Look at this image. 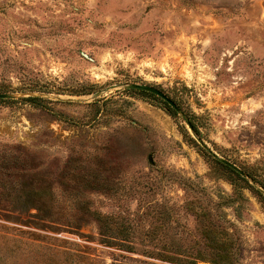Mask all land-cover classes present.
<instances>
[{"label":"rangeland","instance_id":"obj_1","mask_svg":"<svg viewBox=\"0 0 264 264\" xmlns=\"http://www.w3.org/2000/svg\"><path fill=\"white\" fill-rule=\"evenodd\" d=\"M0 93V264H264V0H0Z\"/></svg>","mask_w":264,"mask_h":264},{"label":"trees","instance_id":"obj_2","mask_svg":"<svg viewBox=\"0 0 264 264\" xmlns=\"http://www.w3.org/2000/svg\"><path fill=\"white\" fill-rule=\"evenodd\" d=\"M29 100L32 98H28ZM222 164V163H221ZM224 165V164H222ZM225 167L229 168L231 171L235 172L232 168H230L227 165H224ZM35 199H33L32 201H34ZM108 217H104L99 215L97 217V221L100 224V234L103 237V242H105L106 244H111V245H117L119 247H125V248H129V244H128V238H129V234L126 230V228H123L121 226H111L109 221H108ZM221 252V251H220ZM226 252H221L220 254L217 255L218 258L216 259H210V258H205V256H202L200 258L201 261L204 262H210L212 264H225L228 263L225 259L227 258V254H225ZM160 255V257H163V259L168 260L170 258H168L169 256H163L162 254H158ZM182 261V260H181ZM185 262H187L188 264H195V261L193 260H185Z\"/></svg>","mask_w":264,"mask_h":264},{"label":"water","instance_id":"obj_3","mask_svg":"<svg viewBox=\"0 0 264 264\" xmlns=\"http://www.w3.org/2000/svg\"><path fill=\"white\" fill-rule=\"evenodd\" d=\"M133 87L153 92V93L157 94L158 96H160L161 98H163L164 100H166L173 107L177 108V104L171 98H169L163 91H161V90H159L153 86L135 84V85H133ZM3 97H7V94L6 93H0V98H3Z\"/></svg>","mask_w":264,"mask_h":264}]
</instances>
